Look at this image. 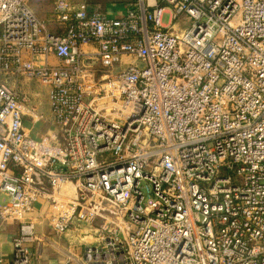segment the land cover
<instances>
[{"label": "built area", "instance_id": "built-area-1", "mask_svg": "<svg viewBox=\"0 0 264 264\" xmlns=\"http://www.w3.org/2000/svg\"><path fill=\"white\" fill-rule=\"evenodd\" d=\"M29 2L0 0V74L48 86L54 130L0 79V264H31L38 211L59 237L100 222L85 261L49 264H264V0H57L62 35Z\"/></svg>", "mask_w": 264, "mask_h": 264}, {"label": "crops", "instance_id": "crops-1", "mask_svg": "<svg viewBox=\"0 0 264 264\" xmlns=\"http://www.w3.org/2000/svg\"><path fill=\"white\" fill-rule=\"evenodd\" d=\"M57 0H30L29 6L37 18L41 21H47L49 28L58 34H64L65 27L61 26L55 20L53 16L54 4ZM74 5L85 4L90 13L100 12L109 18H123L126 12V8L131 4H119L117 1L105 0H71ZM135 2V1H134ZM133 2V3H134ZM43 4L49 9L47 14H40L37 4ZM88 52H95L96 47L88 45L85 47ZM29 56L25 54L27 59ZM50 65L57 67L62 65V62L56 57H49ZM96 73L98 77H101L105 70L100 68V64L94 62ZM117 72V67L113 69ZM0 79L6 81L9 86L20 96V98H28L29 110H35L34 114H38V120H34L30 115L24 118L25 127L29 130V133L35 139H42L48 132L54 130L52 121V111L49 101V89L48 92L44 88L39 87L42 83L38 79L28 78L26 76H2ZM42 86V85H41ZM0 205L3 200H7L6 196L0 194ZM40 205L38 206L39 209ZM36 224V235L38 241L29 244L28 247L33 254V260L31 264H49L57 262H65L69 258H73L79 261L86 260V250L88 248L97 247L99 244L97 238V228L100 222H97L94 226L75 222V224L68 230V232L62 236H56L50 227L49 218L41 211H38L32 215ZM20 234V224L10 223L5 224L0 229V257L10 259L14 253L13 242Z\"/></svg>", "mask_w": 264, "mask_h": 264}, {"label": "rangeland", "instance_id": "rangeland-1", "mask_svg": "<svg viewBox=\"0 0 264 264\" xmlns=\"http://www.w3.org/2000/svg\"><path fill=\"white\" fill-rule=\"evenodd\" d=\"M96 1H98V0H96ZM99 1L104 2L105 0H99ZM112 1H117V3H119V4H126L127 5V4L132 3V2H134L136 0H110V2H112ZM37 6H38L37 8H38L40 14H42V15L47 14V11L49 9L47 6H45L43 4H40V3L37 4ZM164 24L165 25H169L170 24L169 14H166L165 15V17H164ZM100 68H101V66H100ZM41 85L39 87L44 88L45 90L49 89L47 85H44V84H41ZM46 92H48V90Z\"/></svg>", "mask_w": 264, "mask_h": 264}, {"label": "trees", "instance_id": "trees-1", "mask_svg": "<svg viewBox=\"0 0 264 264\" xmlns=\"http://www.w3.org/2000/svg\"><path fill=\"white\" fill-rule=\"evenodd\" d=\"M133 3V2H132Z\"/></svg>", "mask_w": 264, "mask_h": 264}]
</instances>
